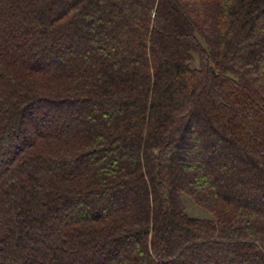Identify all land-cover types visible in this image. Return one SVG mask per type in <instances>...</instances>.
Here are the masks:
<instances>
[{"label":"trees","instance_id":"1","mask_svg":"<svg viewBox=\"0 0 264 264\" xmlns=\"http://www.w3.org/2000/svg\"><path fill=\"white\" fill-rule=\"evenodd\" d=\"M0 264H264V0H0Z\"/></svg>","mask_w":264,"mask_h":264},{"label":"rangeland","instance_id":"2","mask_svg":"<svg viewBox=\"0 0 264 264\" xmlns=\"http://www.w3.org/2000/svg\"><path fill=\"white\" fill-rule=\"evenodd\" d=\"M181 1V0H180ZM177 24L179 25V32L185 33V30L182 28V22L177 20Z\"/></svg>","mask_w":264,"mask_h":264}]
</instances>
